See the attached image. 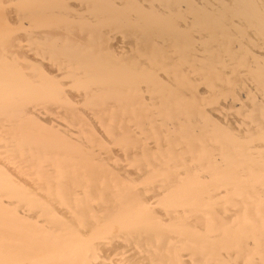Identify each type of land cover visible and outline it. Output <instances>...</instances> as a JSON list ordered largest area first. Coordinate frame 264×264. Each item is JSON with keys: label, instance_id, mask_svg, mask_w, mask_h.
Listing matches in <instances>:
<instances>
[{"label": "bare ground", "instance_id": "6f19581e", "mask_svg": "<svg viewBox=\"0 0 264 264\" xmlns=\"http://www.w3.org/2000/svg\"><path fill=\"white\" fill-rule=\"evenodd\" d=\"M0 264H264V0H0Z\"/></svg>", "mask_w": 264, "mask_h": 264}, {"label": "rangeland", "instance_id": "374dc122", "mask_svg": "<svg viewBox=\"0 0 264 264\" xmlns=\"http://www.w3.org/2000/svg\"><path fill=\"white\" fill-rule=\"evenodd\" d=\"M5 1H7V0H3V2H5ZM5 8H6L5 9L6 10V13H5L6 20H7L8 24L10 26H12L11 28L14 29L15 28V24H14L15 23V20H14L15 13L13 11V5L7 4V6H5ZM44 70L47 72L49 71L48 68L47 69L45 68Z\"/></svg>", "mask_w": 264, "mask_h": 264}]
</instances>
